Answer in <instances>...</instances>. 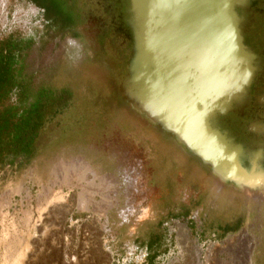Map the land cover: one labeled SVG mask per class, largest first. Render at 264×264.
I'll list each match as a JSON object with an SVG mask.
<instances>
[{
  "label": "rangeland",
  "instance_id": "1",
  "mask_svg": "<svg viewBox=\"0 0 264 264\" xmlns=\"http://www.w3.org/2000/svg\"><path fill=\"white\" fill-rule=\"evenodd\" d=\"M49 1L61 19L74 11L69 27L29 0H0V44L18 47L29 82L27 101L11 89L0 110L19 113L39 91L65 103L27 163L0 165V264H264V0H238L221 26L229 74L205 69L202 89L221 99L191 130L208 159L137 57L131 0ZM151 83L163 87L148 94ZM239 164L258 181L240 180Z\"/></svg>",
  "mask_w": 264,
  "mask_h": 264
},
{
  "label": "bare ground",
  "instance_id": "2",
  "mask_svg": "<svg viewBox=\"0 0 264 264\" xmlns=\"http://www.w3.org/2000/svg\"><path fill=\"white\" fill-rule=\"evenodd\" d=\"M213 1L214 0H181L180 3H183V5L185 4L186 7L183 10H180L178 6L179 0L176 2L175 0H170L166 4H164L165 0H161L160 3L162 5L161 9L159 8V10L162 12H168V6L173 10L170 12V14L167 13L162 15V21H158L160 16H158V11L154 12L153 8L156 6L157 8L159 7V0H142L143 6L139 7L143 12L142 15L145 20V24L141 25V37H144L142 41L143 50L142 46L139 47L140 52L139 56L137 57L142 58L144 61L143 65H153V76L157 83L163 84L165 91L168 90L166 93H169V95L173 97L174 102L168 103L167 106L169 108H173L174 112L172 113L177 118L174 125H176L178 129L180 128V131L178 132H180V135L185 141H187V143H190V139L195 141L193 144L194 148L206 159H208L206 155L207 150L203 149L201 142L198 141V138V140L194 138L196 134L191 130V123H193L194 120L201 121L202 124L204 123V125L208 126L207 119L201 113V110L202 108H208L210 106L215 107L216 105H213L214 102L216 103L217 99H221L219 98L220 96H217V98L215 96L214 100L212 99L210 101L209 94H206V90L210 87L208 86L209 88L206 90L202 89V86L206 88V82L209 81L208 77H210L209 73H205V69L203 68L206 62H208V60L206 61V57L211 60V62L206 64V68L209 69L208 67L211 66V70H214L213 73L216 72V70L219 73L222 72L221 69L223 66L221 67V60L226 58V54H224L225 51L222 48L224 44L225 32L221 31L219 22L214 20L215 15L213 14L212 8ZM195 21L197 22L196 24ZM175 62H177V65ZM168 63H170L171 66ZM230 64H232L231 61ZM223 68L224 73H227L226 76L229 74L230 70H232L229 64ZM218 79L220 80V78ZM219 80L213 81L218 82ZM158 84L151 83L149 88H145L146 92H148V94L155 92L159 89L158 87L161 86ZM212 87L216 88L214 86ZM195 93H199V95L196 97L197 94L195 95ZM158 95V101H161L163 98L161 94L158 93ZM199 97L201 101L198 102V104H202L200 107H198L199 105L196 103L197 100H199ZM175 101H178L179 103ZM151 103L155 105L153 100ZM156 105L159 106V104ZM160 106H163V104ZM216 107L218 108L219 106ZM176 113H178V115H176ZM262 127L263 126H261L260 129ZM169 129L171 130V128ZM234 153V161L237 164L236 160L239 152L237 149H235ZM253 157L255 162L261 157L260 152H254ZM220 169L222 170L221 167ZM220 169L215 171V175H219L221 177V173L223 171ZM244 170L245 169L240 164L236 168V174H238L237 176L240 178V180H245L246 178L251 182L258 181V179L253 180L248 178V176H253L252 178H255L254 176H256V174H247L246 170ZM258 176L261 175L257 174L256 177ZM250 249L252 251L253 248Z\"/></svg>",
  "mask_w": 264,
  "mask_h": 264
},
{
  "label": "trees",
  "instance_id": "3",
  "mask_svg": "<svg viewBox=\"0 0 264 264\" xmlns=\"http://www.w3.org/2000/svg\"><path fill=\"white\" fill-rule=\"evenodd\" d=\"M39 10L44 21L56 30H63L72 23L75 14L70 8L71 19H61L59 5L49 0H29ZM49 2V3H48ZM70 0H68L69 4ZM70 6V4H69ZM62 8V7H61ZM18 47L9 42L0 44V105L11 89H18L19 96L27 101L29 82L23 84L18 76L17 55L21 53ZM22 86V87H21ZM65 109V103L55 96L39 91L27 108L20 112L11 108L0 110V165H12L15 159L24 165L34 155L35 140L43 125L52 120ZM231 231L229 227L222 229L223 233Z\"/></svg>",
  "mask_w": 264,
  "mask_h": 264
},
{
  "label": "water",
  "instance_id": "4",
  "mask_svg": "<svg viewBox=\"0 0 264 264\" xmlns=\"http://www.w3.org/2000/svg\"><path fill=\"white\" fill-rule=\"evenodd\" d=\"M160 1L161 0H159V3H158L159 7L158 8H157V6L153 7L154 8V12L158 11V16H160V19L158 21L161 20V16L162 15H165L167 13L170 14V12L173 11L172 8L171 9L169 8V6L167 7L168 12H162L161 10H159V8L161 9V5H162L160 3ZM169 1L170 0H165L164 4L168 3ZM176 1H178V0H175V2ZM180 2H181V0H179V2H178L179 9L183 10L186 6H185V4L183 5V3H180ZM237 3H238V0H214L213 1L212 8H213V14L215 15L214 16V20L219 22L220 27L223 26L227 21L228 22L231 21L232 22L231 24L233 25L234 15L232 13L231 8H232L233 4H237ZM131 4H132V11H133L134 17L136 19V23H138V25H139V31L137 32L138 45H139V47H141V46L143 47V42L142 41H143L144 37L143 36L141 37V25L145 24V20H144L143 15H142L143 12L139 8V7L143 6L142 0H131ZM195 16H197V15H195ZM195 16H194V19H195ZM214 20H213V22H214ZM196 23L197 22L195 21V24ZM207 25H208V23H207ZM221 59H222V57H221ZM207 60L211 61V60H209V58L206 57V61ZM207 63L208 62H206V64ZM168 64L171 66L170 63H168ZM175 64L177 65V62H175ZM206 64L203 67L204 69H206ZM179 69H180V67H179ZM181 69H183V68H181Z\"/></svg>",
  "mask_w": 264,
  "mask_h": 264
}]
</instances>
